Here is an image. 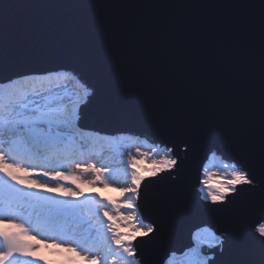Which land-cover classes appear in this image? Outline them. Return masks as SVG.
Listing matches in <instances>:
<instances>
[{"label":"snow or ice","instance_id":"snow-or-ice-1","mask_svg":"<svg viewBox=\"0 0 264 264\" xmlns=\"http://www.w3.org/2000/svg\"><path fill=\"white\" fill-rule=\"evenodd\" d=\"M0 18V72H8L14 70V59L2 11ZM217 23L204 21L198 27L211 31ZM242 26L255 31L252 19L244 18ZM137 27L119 19H101L90 26L102 48L126 42ZM228 48L223 75L234 91L227 105L214 107L205 115L175 100L163 103L154 89L141 90L138 106L149 114L148 122L175 136L179 143L152 156L137 148L136 155L121 159L122 170H114L102 155L104 146L115 147L119 140L99 134L86 136L79 126V101H65L57 98L55 89L44 88L43 82L51 75L20 73L0 80V264H48L42 249H55L54 254L61 257L56 264H146L145 249L159 242L163 226L146 222L137 211L144 173L155 178L168 172L176 180L181 171L176 149L183 145L186 155L195 153L209 121L214 122L221 142L241 152L247 162L225 164L230 171L224 174H210L205 169L199 181L201 199L210 201L212 207L202 204L198 210L237 219L251 210L249 203L258 201L264 213V0L258 50L244 47L236 39ZM122 60L116 61L118 71L126 83H134L137 74L127 65L121 67ZM81 87L82 99L92 95L87 86ZM144 161L149 167H141ZM214 175H222L215 186ZM89 186L115 188L121 199L105 201L97 194L86 195L84 189ZM261 220L264 215L248 232L212 233L213 247L219 250L213 264H264ZM117 221L125 222L124 226ZM193 241L189 264H208L198 250L196 234Z\"/></svg>","mask_w":264,"mask_h":264},{"label":"water","instance_id":"water-1","mask_svg":"<svg viewBox=\"0 0 264 264\" xmlns=\"http://www.w3.org/2000/svg\"><path fill=\"white\" fill-rule=\"evenodd\" d=\"M0 2V11L8 21L14 59V70L0 72V80L20 73L74 75L92 93L80 105L81 129L103 135L144 138L153 146L166 148L178 144L179 140L148 122L149 114L138 106L142 89L158 91L163 103L175 100L181 106L206 115L214 107L229 104L233 98L234 90L223 75L229 58V42L236 39L244 47L259 48L261 0ZM244 18L255 21L254 32L242 26ZM101 19L127 21L138 26L137 31L130 34L126 42H112L110 48H102L90 28ZM212 20L218 23L211 31L198 27ZM121 57L120 66L127 65L137 74L134 83H126L118 71L116 61ZM240 99H244L243 94ZM182 149L183 145L176 149L181 168L176 180L169 178L172 173L164 172L155 178L146 177L141 186L138 212L146 222L163 226L159 242L145 249L146 264H167L173 254L182 255L191 247L193 233L202 228L208 227L218 234L248 232L264 215L258 201L249 203L251 210L237 219L198 210L202 204L212 207L210 201L201 199L199 183L212 156L231 165L247 162L241 152L221 142L213 121L204 127L195 153L186 155ZM201 250L212 256L210 264L219 255L215 247L203 246Z\"/></svg>","mask_w":264,"mask_h":264},{"label":"rangeland","instance_id":"rangeland-1","mask_svg":"<svg viewBox=\"0 0 264 264\" xmlns=\"http://www.w3.org/2000/svg\"><path fill=\"white\" fill-rule=\"evenodd\" d=\"M67 77L65 79L59 78V75L56 74H49L51 75V79L49 81L43 82V86L45 89H55L56 90V95L57 98L63 99L65 101L71 100L72 102H77L79 101L80 105L85 102L86 99H82L83 96V89L81 87V83L77 80V78L74 75L64 73ZM48 76V75H46ZM103 135V134H102ZM106 136V135H103ZM118 136V135H115ZM137 137H127L124 140H119L118 143V149L119 153L118 155L113 154L114 156V162H109L111 163L112 167L114 170H122L123 169V164L121 163V159L126 161L129 157V155H136L137 153V148H139L140 151L147 153L149 156H152L153 153L157 150H159L162 154L163 150H165V147H160V146H153L148 139H143L141 138V143L137 142L136 139ZM105 148V147H104ZM103 148V158L105 150ZM107 149V148H106ZM122 154V155H121ZM142 168H147L149 167V162L144 161V163L141 165ZM145 177H148L147 172L144 173ZM91 179L92 177H88ZM44 179V178H40ZM118 179L121 181L123 180V176H119ZM85 194H97L98 197H103L106 200H117L119 201L121 199V193L115 189V188H108L104 189L102 187H86L84 189ZM122 214L126 213L127 210L121 209ZM27 215V212L25 213ZM121 227L124 226L125 222L117 221ZM45 237L48 235L44 234ZM39 238V237H37ZM198 241L202 242L203 240L209 241V238H203L201 235L196 237ZM201 240H200V239ZM47 242V241H46ZM196 244V242H194ZM215 243V241H214ZM215 245V244H213ZM201 245L199 244L198 250L200 251ZM55 249H42L41 254L44 256L45 261L48 262V264H56L57 261L61 259V257L56 256L55 254ZM191 253V252H190ZM190 255V254H189ZM188 255V256H189ZM202 257H205L202 255ZM167 264H187L185 257H178V256H172L170 261H168Z\"/></svg>","mask_w":264,"mask_h":264},{"label":"trees","instance_id":"trees-1","mask_svg":"<svg viewBox=\"0 0 264 264\" xmlns=\"http://www.w3.org/2000/svg\"><path fill=\"white\" fill-rule=\"evenodd\" d=\"M56 75H59L61 79H65V77H67L65 74L63 73H58ZM47 80H45L44 82H46ZM83 133L86 135V136H92V135H96L98 133H91V132H88V131H84L82 130ZM100 136H103L101 134H99ZM104 137H107V138H110V139H118V140H124L125 137L123 135L119 136V137H109V136H104ZM104 150H105V153H104V160L105 161H108V162H114V155L113 154H116L118 155L119 153V149H118V146L116 145L115 147H112V146H104ZM107 148V149H106ZM225 164H229V163H226L224 161H222L220 158H217L215 156H212L210 158V160L208 161V163L206 164L204 170H203V174H202V179L204 178V171L205 169H207V171L211 174V173H221V174H224L226 173L227 171H230V168L229 169H225L224 165ZM231 165V164H229ZM222 179V175H214L213 176V186L216 185L217 182H219L220 180ZM203 186L200 185V189L202 188ZM203 194V193H202ZM33 220H35V216H33ZM46 235H48L47 233H45ZM210 240H212V237L210 238ZM208 242V241H206ZM192 258V254H190L189 256H186L185 259H186V263L189 264L190 260Z\"/></svg>","mask_w":264,"mask_h":264},{"label":"bare ground","instance_id":"bare-ground-1","mask_svg":"<svg viewBox=\"0 0 264 264\" xmlns=\"http://www.w3.org/2000/svg\"><path fill=\"white\" fill-rule=\"evenodd\" d=\"M134 139H136V141L137 142H139V143H141L142 144V142H141V140L140 139H138V138H134ZM191 248V247H190Z\"/></svg>","mask_w":264,"mask_h":264},{"label":"built area","instance_id":"built-area-1","mask_svg":"<svg viewBox=\"0 0 264 264\" xmlns=\"http://www.w3.org/2000/svg\"><path fill=\"white\" fill-rule=\"evenodd\" d=\"M195 246V245H194Z\"/></svg>","mask_w":264,"mask_h":264}]
</instances>
